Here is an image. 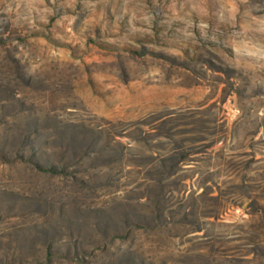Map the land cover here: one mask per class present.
Listing matches in <instances>:
<instances>
[{
    "label": "rangeland",
    "instance_id": "rangeland-1",
    "mask_svg": "<svg viewBox=\"0 0 264 264\" xmlns=\"http://www.w3.org/2000/svg\"><path fill=\"white\" fill-rule=\"evenodd\" d=\"M264 0H0V264H264Z\"/></svg>",
    "mask_w": 264,
    "mask_h": 264
},
{
    "label": "trees",
    "instance_id": "trees-1",
    "mask_svg": "<svg viewBox=\"0 0 264 264\" xmlns=\"http://www.w3.org/2000/svg\"><path fill=\"white\" fill-rule=\"evenodd\" d=\"M261 223L264 225V215L262 216Z\"/></svg>",
    "mask_w": 264,
    "mask_h": 264
}]
</instances>
